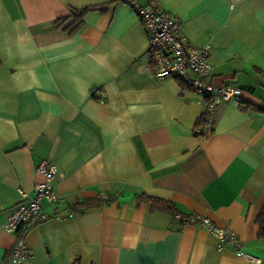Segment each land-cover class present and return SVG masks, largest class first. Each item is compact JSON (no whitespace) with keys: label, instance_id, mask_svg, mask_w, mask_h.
<instances>
[{"label":"crops","instance_id":"0c3cea01","mask_svg":"<svg viewBox=\"0 0 264 264\" xmlns=\"http://www.w3.org/2000/svg\"><path fill=\"white\" fill-rule=\"evenodd\" d=\"M156 1L209 44L212 81L242 89L207 126L204 98L141 69L147 34L121 0H0V264L14 242L1 226L44 157L61 200L42 201L32 264H248L142 194L230 229L264 264V0ZM91 6L75 32L57 25Z\"/></svg>","mask_w":264,"mask_h":264},{"label":"built area","instance_id":"2783aa9c","mask_svg":"<svg viewBox=\"0 0 264 264\" xmlns=\"http://www.w3.org/2000/svg\"><path fill=\"white\" fill-rule=\"evenodd\" d=\"M121 2L138 15L147 34V61L141 65V69L157 80L167 77L179 78L190 91L204 98L206 100L204 126L209 124L213 111L220 103L239 97L241 87L212 81L209 44L202 46L190 44L182 31L180 20L161 8L156 0ZM194 132L199 134L201 129L196 127ZM35 172L42 179L34 183L32 195L28 197L19 189V193L23 197H28V200L18 203L1 226L4 231L14 235L13 245L3 264H32V251L26 239L28 233L47 217L42 208V201L61 200L52 188L57 174L53 159L41 158L35 166ZM84 211L82 208L81 213ZM73 215L72 212L67 214L68 217ZM176 218L181 224H194L215 236L218 250L231 249L248 264H261L260 257L243 250L239 238L230 229L218 226L207 217L196 214L189 219L181 218L179 215Z\"/></svg>","mask_w":264,"mask_h":264},{"label":"trees","instance_id":"16d2710c","mask_svg":"<svg viewBox=\"0 0 264 264\" xmlns=\"http://www.w3.org/2000/svg\"><path fill=\"white\" fill-rule=\"evenodd\" d=\"M90 9H96V7H85L80 10L71 9V12L69 16L61 17L56 20V23L58 26H61L63 30L67 31L68 33L75 32L82 24V18L86 11ZM100 9V8H99ZM204 123V116L201 117V121L198 124L202 125ZM101 199L105 200L104 197H101ZM138 201H145L147 202L151 209H157V210H165L170 212L174 217L176 218L177 215H179L181 218L189 219L193 214L183 215L179 210L174 206V204L167 200H162L157 197H152L148 195H139ZM177 219V218H176ZM181 224V221H178ZM260 226L262 229H264V211H262L260 219Z\"/></svg>","mask_w":264,"mask_h":264}]
</instances>
